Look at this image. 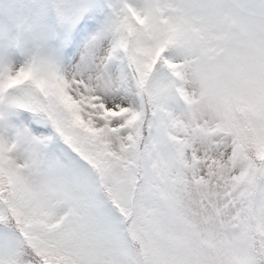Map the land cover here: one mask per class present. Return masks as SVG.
Instances as JSON below:
<instances>
[{
	"label": "snow or ice",
	"instance_id": "obj_1",
	"mask_svg": "<svg viewBox=\"0 0 264 264\" xmlns=\"http://www.w3.org/2000/svg\"><path fill=\"white\" fill-rule=\"evenodd\" d=\"M0 264H264V0H0Z\"/></svg>",
	"mask_w": 264,
	"mask_h": 264
}]
</instances>
